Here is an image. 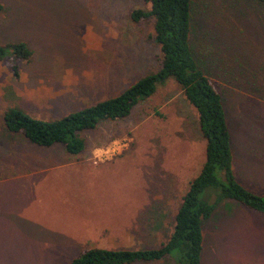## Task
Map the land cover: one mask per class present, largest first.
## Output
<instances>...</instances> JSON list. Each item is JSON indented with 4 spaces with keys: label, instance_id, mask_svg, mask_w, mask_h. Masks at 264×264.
Returning a JSON list of instances; mask_svg holds the SVG:
<instances>
[{
    "label": "rangeland",
    "instance_id": "rangeland-1",
    "mask_svg": "<svg viewBox=\"0 0 264 264\" xmlns=\"http://www.w3.org/2000/svg\"><path fill=\"white\" fill-rule=\"evenodd\" d=\"M0 45L30 52L12 77L0 63V264H69L90 248H155L204 157L174 82L130 114L84 131L83 150L38 147L7 132L17 107L54 120L118 95L159 68L142 0H0ZM191 49L221 95L231 171L264 196V0H191ZM200 264H264V215L223 201L202 223ZM132 264H169L168 259Z\"/></svg>",
    "mask_w": 264,
    "mask_h": 264
},
{
    "label": "trees",
    "instance_id": "trees-1",
    "mask_svg": "<svg viewBox=\"0 0 264 264\" xmlns=\"http://www.w3.org/2000/svg\"><path fill=\"white\" fill-rule=\"evenodd\" d=\"M145 9L131 11L130 20H152V40L160 61L156 72L147 74L118 95L70 112L59 119L34 118L17 107L7 108L2 123L7 132L21 135L38 147L61 145L70 156L84 148L81 134L103 121L121 120L141 101L149 98L158 85L171 79L187 104L195 111V121L204 139L200 168L180 198L171 228L155 248L123 250L90 248L69 264H132L168 259L169 264H200L203 243L202 223L215 206L233 201L264 215V196L246 190L231 171L229 133L221 95L201 69L190 44L191 0H142ZM1 10V6H0ZM30 52L23 42L0 45V63L7 62L12 77H18L19 63L27 62Z\"/></svg>",
    "mask_w": 264,
    "mask_h": 264
}]
</instances>
